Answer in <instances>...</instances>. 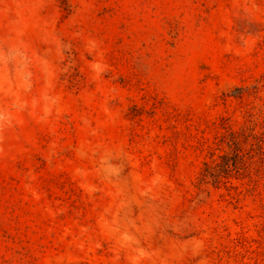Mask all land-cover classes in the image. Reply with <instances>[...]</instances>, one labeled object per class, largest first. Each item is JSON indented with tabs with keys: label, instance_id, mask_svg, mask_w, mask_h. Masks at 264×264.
<instances>
[{
	"label": "rangeland",
	"instance_id": "obj_1",
	"mask_svg": "<svg viewBox=\"0 0 264 264\" xmlns=\"http://www.w3.org/2000/svg\"><path fill=\"white\" fill-rule=\"evenodd\" d=\"M0 264H264V0H0Z\"/></svg>",
	"mask_w": 264,
	"mask_h": 264
}]
</instances>
